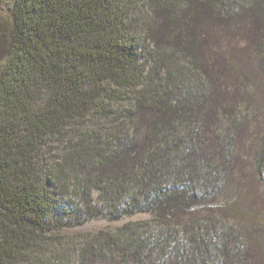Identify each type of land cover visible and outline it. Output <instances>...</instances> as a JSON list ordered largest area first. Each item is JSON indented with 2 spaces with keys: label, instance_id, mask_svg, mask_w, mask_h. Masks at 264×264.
Wrapping results in <instances>:
<instances>
[{
  "label": "trees",
  "instance_id": "1",
  "mask_svg": "<svg viewBox=\"0 0 264 264\" xmlns=\"http://www.w3.org/2000/svg\"><path fill=\"white\" fill-rule=\"evenodd\" d=\"M0 264H264V0H0Z\"/></svg>",
  "mask_w": 264,
  "mask_h": 264
},
{
  "label": "rangeland",
  "instance_id": "2",
  "mask_svg": "<svg viewBox=\"0 0 264 264\" xmlns=\"http://www.w3.org/2000/svg\"><path fill=\"white\" fill-rule=\"evenodd\" d=\"M231 67L235 71V73L243 77V79L245 80L243 71L238 66H231ZM248 88L249 90H253L250 87V84H248ZM241 110L243 111L242 108ZM93 196L96 197V194H93ZM148 218L149 216L146 213H137L131 216H124L119 219H111L109 217L103 216V217L88 219L78 225L64 227L61 230H59V232L63 234H77V233H85V232L97 233L99 231L113 230L114 228L119 227L128 222L141 221V220H146Z\"/></svg>",
  "mask_w": 264,
  "mask_h": 264
}]
</instances>
